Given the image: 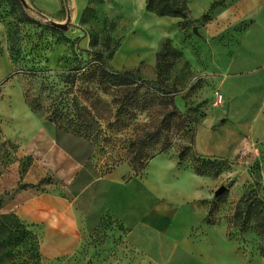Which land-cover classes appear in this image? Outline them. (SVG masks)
Listing matches in <instances>:
<instances>
[{
	"label": "rangeland",
	"instance_id": "rangeland-1",
	"mask_svg": "<svg viewBox=\"0 0 264 264\" xmlns=\"http://www.w3.org/2000/svg\"><path fill=\"white\" fill-rule=\"evenodd\" d=\"M126 1L19 0L12 5L0 0V264H264L259 252L264 236L255 227L264 225V206L252 204L242 229L239 222L255 194L264 198V128L259 130L264 122L256 113L260 74L251 59L234 60L229 67V52L264 60V10L245 36L256 14L229 25V6L238 0H223L204 18H196L187 2L188 19L145 8L169 21L157 50L169 38L180 51L162 77L177 89L183 125L169 132L170 147L138 171L129 163L126 142L143 133V123L158 118L160 107L138 112L129 126L96 140L48 120L50 103H69L73 97L84 103L93 93L101 97L102 129L113 120V98L122 92L114 87L103 92L104 83L82 73L72 83L71 68L78 59L92 64L99 52L114 69L130 68L124 65L125 50L116 55L124 38L139 30L127 20ZM51 22L66 28L49 29ZM145 65L131 68L150 78L142 72ZM25 93L42 97L38 113ZM197 151L218 157L221 169L197 173ZM31 167L34 176L27 175ZM32 179L36 186L26 184ZM220 185L226 190L214 197ZM22 191L74 201L86 224L73 247H44L47 237L40 228L28 226L29 234L13 211L2 212L3 196L12 204Z\"/></svg>",
	"mask_w": 264,
	"mask_h": 264
},
{
	"label": "trees",
	"instance_id": "trees-1",
	"mask_svg": "<svg viewBox=\"0 0 264 264\" xmlns=\"http://www.w3.org/2000/svg\"><path fill=\"white\" fill-rule=\"evenodd\" d=\"M16 2L20 3L19 0H12V5ZM222 2L223 0L214 1L209 10L219 3L222 4ZM21 7L24 9L22 4ZM145 8L158 15L175 16L183 19H188L189 17L186 0H145ZM24 14L27 20L33 19L28 13L24 12ZM208 15V13H204L200 18ZM47 26L49 29H58L52 24ZM84 51L89 52L88 50ZM179 55L180 51L171 44L170 39H164L155 52V78L142 77L136 68L114 69L101 52L96 54L92 64H85L82 59H78L71 68L73 71L72 83H74L76 75L82 73L92 76L91 78L95 80L96 84L104 83L105 87H101L103 92H106L105 88L109 87L117 88L122 92L120 97L113 98V103L116 105L113 120L108 121L106 128L102 129L99 122L101 117L97 109V106L102 104V101L97 93L87 97L84 103L79 101L77 97H73L71 99L72 102L69 103H50L47 108H51V110L47 118L63 131L71 132L88 140H96L101 134H105L106 131H119L123 127L129 126L138 112L152 107H155V109L160 107L157 113L158 118L148 124L143 123V133L128 139L126 142V144L128 143V148H130L128 153L129 163L135 171H138L145 166L148 159L170 147L171 137L169 132L173 129H180L183 125V121H179L181 113L175 103L177 89L173 84L165 82L162 77V73L170 69L174 59L178 58ZM34 71L28 69L25 72L34 75ZM25 96L31 110L38 113L42 108V97L36 95L30 97L26 93ZM186 149H188L187 145L183 146L179 151V159L184 158ZM193 156L194 169L199 174L217 173L221 169L222 163L218 161V157L197 153H193ZM40 182L41 180L38 183ZM37 184L27 185L36 186ZM246 197V200L250 199L249 196ZM252 204H262L264 206V198L255 194L254 198L247 203L245 215L239 221L241 229L250 218ZM208 216V214L205 216V220H207ZM17 219L19 220L18 217ZM19 222L25 226L26 230L30 228L24 222L20 220ZM255 227L257 233L264 236V225L257 223ZM27 232L29 234L33 233L30 229ZM259 252L264 256V247H261Z\"/></svg>",
	"mask_w": 264,
	"mask_h": 264
},
{
	"label": "crops",
	"instance_id": "crops-1",
	"mask_svg": "<svg viewBox=\"0 0 264 264\" xmlns=\"http://www.w3.org/2000/svg\"><path fill=\"white\" fill-rule=\"evenodd\" d=\"M114 1V0H113ZM119 3L120 0H117ZM215 0H186L190 11L196 13V18H199ZM128 6L129 15L127 20L135 22V26L139 30L131 33L130 36L124 38L118 48L116 55L125 50L124 59L126 67H136L142 61L146 63L142 72L149 75L150 78L155 74V52L158 47L161 33L168 28V19L165 16H152L151 12L145 9V0H127L124 2ZM264 10V0H238L233 1L229 6V13L232 14L229 19V25L236 23L241 19L256 14L254 20L249 24L245 30V36L251 33L254 26H257V17L259 13ZM248 60L255 61V71L259 75V95L256 106V113L263 117L260 119L264 122V60H258L251 57L249 54L239 55L236 52H229V67L233 65L234 60ZM119 66V65H118ZM117 65L115 66L117 69ZM255 80V79H254ZM258 80V79H257ZM262 125L259 130L263 129ZM264 139V137H263ZM241 146V145H240ZM254 150L259 151V148L254 144ZM198 152V151H197ZM234 152H237V147ZM203 155H210L198 152ZM234 154V153H233ZM34 176L33 167L28 170ZM36 173H40L37 171ZM42 174L38 176V181ZM35 179V178H34ZM37 180L26 181L28 184H36ZM4 192V189L0 194ZM17 201L8 202L5 196L1 201V208L4 211H13L19 220L29 225L30 227L40 228L41 232L46 235V244L44 247H56L53 250H58L57 247H73L74 237L81 236L79 230H85V219L81 212L77 210L74 201H71L57 193L48 194H28L22 191ZM88 229V228H87ZM83 233V232H82Z\"/></svg>",
	"mask_w": 264,
	"mask_h": 264
},
{
	"label": "water",
	"instance_id": "water-1",
	"mask_svg": "<svg viewBox=\"0 0 264 264\" xmlns=\"http://www.w3.org/2000/svg\"><path fill=\"white\" fill-rule=\"evenodd\" d=\"M23 2V4L25 3L24 0H21ZM51 24L57 28L60 29H65L66 25L65 24H61V23H56V22H51ZM226 190V186L225 185H220L217 189H215L214 191V197H218L221 194L224 193V191Z\"/></svg>",
	"mask_w": 264,
	"mask_h": 264
},
{
	"label": "built area",
	"instance_id": "built-area-1",
	"mask_svg": "<svg viewBox=\"0 0 264 264\" xmlns=\"http://www.w3.org/2000/svg\"><path fill=\"white\" fill-rule=\"evenodd\" d=\"M215 98H216L217 102H220L222 99V94L216 91L215 92Z\"/></svg>",
	"mask_w": 264,
	"mask_h": 264
}]
</instances>
